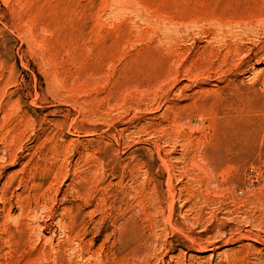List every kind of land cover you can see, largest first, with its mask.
Segmentation results:
<instances>
[{
  "label": "rangeland",
  "instance_id": "obj_1",
  "mask_svg": "<svg viewBox=\"0 0 264 264\" xmlns=\"http://www.w3.org/2000/svg\"><path fill=\"white\" fill-rule=\"evenodd\" d=\"M229 1L0 0V264H264V0Z\"/></svg>",
  "mask_w": 264,
  "mask_h": 264
},
{
  "label": "bare ground",
  "instance_id": "obj_2",
  "mask_svg": "<svg viewBox=\"0 0 264 264\" xmlns=\"http://www.w3.org/2000/svg\"><path fill=\"white\" fill-rule=\"evenodd\" d=\"M225 1H227V0H223V3L227 4L228 2L226 3ZM228 1H229V0H228ZM234 1H235V0H234ZM230 2H231V1H229V3H228L229 5H230ZM232 2H233V0H232ZM236 2H237V1H236ZM236 2H235V3H236ZM220 3H221V2H220ZM223 3H221L220 7H222ZM235 5H236V4H235ZM224 6H225V5H224ZM224 6H223V7H224ZM236 6H237V5H236ZM207 7H209V6H207ZM218 7H219V6H218ZM223 7H222V8H223ZM229 7H230V6H229ZM231 7H232V5H231ZM226 8H227V7H226ZM207 9H209V10H207V12L210 11V8H207ZM217 10H219V9H217ZM221 10H222V9H221ZM219 11H220V10H219ZM219 11H218V12H219ZM224 11H227V10H224ZM211 12H212V11H211ZM218 12H217V14H218ZM213 13H214V12H213ZM225 13H226V12H224V14H225ZM236 13H237V12H236ZM236 13H235V15H236ZM219 14H220V13H219ZM228 14H229V13H228ZM213 15H214V14H213ZM231 15H232V14H231ZM211 16H212V14H211ZM217 16H218V15H217ZM226 16H229V15L226 14ZM226 16L224 17V15H223L222 17H224V19H227ZM190 18H191V17H190ZM208 18H209V12H208ZM210 18H211V17H210ZM210 18H209V21H210ZM214 18H215V17H213L212 19L214 20ZM232 18H233V16H232ZM183 19H184V18H183ZM200 19H201V18H200ZM218 19H219V18H218ZM220 19H221V17H220ZM216 20H217V19H216ZM183 21H184V20H183ZM192 21H194V20H192ZM197 21H198V20H197ZM201 21H202V20H201ZM218 21H219V20H217L216 22H218ZM221 21H222V20H221ZM224 21H225V20H223L222 22H224ZM236 21H237V20H236ZM194 22H195V21H194ZM212 23H213V22H212ZM224 23H226V21H225ZM224 23H223V25H224ZM209 24H210V23H209ZM209 24H208V25H209ZM221 24H222V23H221ZM228 24H229V23H228ZM210 25H211V24H210ZM223 25H222V26H223ZM226 25H227V24H226ZM176 26H177V25H176ZM209 27H210V26H209ZM207 28H208V27H207ZM212 28H213V27H212ZM209 29H210V28H209ZM211 30H212V29H211ZM218 30H219V29H218ZM215 33H216V31H215ZM208 34H209V33H208ZM211 34H212V33H211ZM225 35H226V34H225ZM209 36H210V35H209ZM214 36H215V35H214ZM219 39H220V38H219ZM9 147H10V146H9Z\"/></svg>",
  "mask_w": 264,
  "mask_h": 264
}]
</instances>
